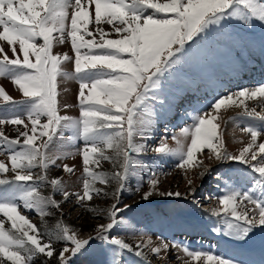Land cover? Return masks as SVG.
<instances>
[{"label": "snow or ice", "instance_id": "snow-or-ice-1", "mask_svg": "<svg viewBox=\"0 0 264 264\" xmlns=\"http://www.w3.org/2000/svg\"><path fill=\"white\" fill-rule=\"evenodd\" d=\"M257 22L264 26V0H0V77L10 79L23 96L13 100L0 86L5 102L23 107L22 112L0 116V156L7 152L11 161L9 168L0 160V175L12 173L0 178V255L11 264H35L41 254L44 264H132L126 259L130 253L151 264L147 260L151 254L161 264H170L175 252L172 259L178 264H241L232 257L190 250L160 238L156 243L150 236L135 245L126 242L119 231L132 227L124 219L132 205L120 197L137 175L141 161L136 156L149 150L146 142L154 130L143 114L146 102L156 98L155 90L180 66L205 57L213 41L230 37V28L239 25L250 31ZM66 44L70 51H54ZM67 81L78 83L77 116L61 115L73 106L58 99L60 85ZM251 100H258L262 110L249 108L246 101ZM210 107L211 111L196 114L178 135L172 134L176 147L169 146L165 135L151 149L161 157L177 158L176 167L183 171L188 189L161 190L159 174L152 171L141 199L194 198L197 189L189 171L202 168L201 179L211 171L198 154L221 165L228 161L246 165L249 172L241 178L252 181L254 190L242 192L226 185L211 210L222 224L215 233L246 244L255 230L264 231V142L258 143L262 132L255 126L242 129L250 142L234 154L217 121L222 108L236 107L264 125V84L240 87L218 97ZM4 125L15 126V138L5 133ZM77 156L82 167L81 177L76 178L80 190L69 192L68 180L50 178L49 171L61 168L70 180L75 166L58 161ZM103 162L111 164V171L102 169ZM56 194L63 201L75 196L80 207L107 222L92 225L86 235L63 222L53 232L41 230L22 214V210L34 211L43 222L52 214L49 209L61 208L63 201L55 199ZM99 197L113 202L107 208L89 206ZM57 242L62 244L58 250Z\"/></svg>", "mask_w": 264, "mask_h": 264}, {"label": "rangeland", "instance_id": "rangeland-1", "mask_svg": "<svg viewBox=\"0 0 264 264\" xmlns=\"http://www.w3.org/2000/svg\"><path fill=\"white\" fill-rule=\"evenodd\" d=\"M234 23L236 22L234 21ZM108 27L109 26L105 25L106 29ZM229 32L231 33L230 37L218 38L211 43L210 50L205 57L180 66V70L171 74V78H169V75L168 78L163 81L162 88L155 90L156 98L146 102L147 106L143 114V119L145 121H152L154 136L159 135V137H162L170 135L167 137V143L170 147H176L175 140L172 139V132L178 135L183 127L190 126L193 123L192 118L196 114L211 111L210 106L215 99L229 92L238 90V88H235V85H233L232 87L234 89H231L227 93L224 94V90H226L224 89L219 92L221 95L216 94V86L223 85L225 79L221 77L223 75L221 72L220 76L213 75V73L216 72L214 70V64L216 66L217 63H220L222 70H228L229 67V65L227 66L225 64L223 58H218L219 56L229 54L230 57L233 58L234 55L233 59H245L251 56L258 57L259 55H261L262 58L264 57V26H261L259 22H257L250 31L237 25L234 28H230ZM54 51H70V45L66 44L64 46H59L54 49ZM208 57H211L212 68L210 64H205V60ZM250 59H252V57ZM255 59L256 58H253V60ZM67 70H71V68ZM228 72H231V70H228ZM240 80V78H237L236 83ZM241 83L247 85L244 87L252 88L261 85L263 82L260 84L256 83L257 85L254 86L246 82ZM231 84L235 83L232 82ZM0 86L5 88L8 94L13 97V100L18 101L23 99L22 93L10 79L0 77ZM77 91L78 83L75 81H67L60 85L61 95L58 99L61 103L67 101L69 104L73 105L68 109L62 110L61 115H78V107H76ZM251 107H256L258 112L262 110L259 106V101L254 102ZM233 108L234 107L227 110L222 108L217 122L221 123L225 144L229 151L238 154L239 148L250 142V135L242 131V129L247 126L257 127L262 132V136L258 140L259 143L264 142V125L242 115V111L235 112ZM13 111L22 112L23 107L11 105L0 97V116L10 115ZM20 127L23 128V126ZM155 127L157 128L155 129ZM165 128L169 129L167 134L165 133ZM3 129L10 138L16 137L17 133L15 132V126L4 125ZM138 140L139 142H143V138H138ZM149 140L150 139L146 142V147L149 149L147 152L139 154L138 156L134 154V156L141 161V164L137 165V175L127 182L126 190L120 197L124 204L132 205V207L127 209L124 213L125 221H130L132 227L130 229H121L119 231L120 236L124 238L126 242L133 245L140 243L142 237L146 239L150 236L156 243H159L158 238H160L170 244L176 243L187 246L190 250L210 251L224 257H232L240 261L241 264H255V261L256 264H262V261H264V245H262V242H264V231H260L259 229L255 230L251 240L246 244L235 243L214 232V229L222 227V224L220 218L211 215V210L217 206L216 198L226 191V185L230 186L231 183H234L235 178L229 181L227 176L230 175H225L224 171H222L223 168H227L226 166L239 165L233 168V172H237L239 178H241V176L248 171L247 166L234 161H228L221 165L214 160H208L203 154H198V157L203 158L204 164L207 165L211 171L209 174L205 175L203 179L198 176V173L203 170L202 168H193L189 171L188 175L194 180L192 186L197 189L194 198L192 196L186 198L154 196L144 201L141 199V196L148 190V174L152 171L159 174L162 185L161 190L180 191L183 193L188 189L186 181L182 178L183 171L181 169L177 167L173 170L162 169L158 163L161 169L156 170L150 165L152 163H157L158 160L163 157L151 150L158 145V142L150 144ZM57 143L59 144V141H57ZM205 152H207V150H205ZM153 154H157L158 158H148L150 161L144 159L152 157ZM154 156L156 157V155ZM175 159L177 160V158ZM0 160L4 161L9 168L11 167V161L8 159L7 152H5L3 156H0ZM60 163H67L69 166H75L76 171L74 176L69 180L70 174L64 173L61 168L52 167L49 171L50 178L62 177L68 180L67 190L69 192L80 190V182L76 178L80 177L82 174L81 158L77 156L75 159L69 158L64 161H58V164ZM102 169L111 171V164L109 162H103ZM11 175L12 173L9 172L0 175V178H4V176L11 177ZM138 186L140 187V191L136 192L135 189ZM244 186V182L241 181L237 183L236 188L241 190ZM49 192L50 189H44V194H48ZM58 195L59 194H56L54 198L63 201V197L59 195L61 198H58ZM112 202L110 197H99L94 198L93 201L88 203L91 207L99 206L101 208H107L110 207ZM122 206L123 205H121V207ZM157 209L163 211L156 214ZM49 211L52 214L45 217L43 222L34 211H27L29 215L23 212L22 214L29 216L33 223L37 224L41 230L53 232L56 229V224L58 222H63L72 228L82 230V233L86 235L91 231V228L88 231L83 229L87 222L92 225L107 222V220L103 218H94V213H90L84 208H81L76 203L75 196H70L68 201H63L60 210L55 211L54 209H49ZM0 218H3L2 214H0ZM8 226L9 225L6 224V228ZM193 232L194 234H192ZM54 247L58 250L62 247V244L57 242L54 244ZM179 254L185 259H190L183 251H180ZM174 255L175 252L170 254V264H178L177 261L172 259ZM251 258L253 260H251ZM126 259L131 261L132 264H145L142 257H135L130 253L126 254ZM45 260L46 258L41 254L40 257L35 258V264H44ZM147 260L150 261L151 264H161V262L151 254L148 255ZM0 262H2V264H11V262L7 261L2 255H0ZM191 264H200V262L192 261Z\"/></svg>", "mask_w": 264, "mask_h": 264}, {"label": "bare ground", "instance_id": "bare-ground-1", "mask_svg": "<svg viewBox=\"0 0 264 264\" xmlns=\"http://www.w3.org/2000/svg\"><path fill=\"white\" fill-rule=\"evenodd\" d=\"M211 55V54H210ZM212 56V55H211ZM213 57V56H212ZM221 57H223L225 60H227V58H228V56L227 55H222ZM211 57H208L206 60H205V64L206 63H208V64H210L211 65V68H212V61H211V59H210ZM255 61V63H252L251 62V60H248L247 61V63L250 65V67H254V69L253 68H247V67H244L243 68V70L241 71V73H243V75L245 74V73H248V77H247V79H242V78H240L241 80L239 81V82H246V83H248V84H250V85H257V84H260V83H262V84H264V65L263 66H261V61H260V59H258V60H254ZM231 63H232V61H230V66L228 67V70H232L231 68ZM214 70L216 71V72H214L215 74L216 73H220L221 72V70L217 67V66H215V64H214ZM228 70H226L227 72H228ZM223 71H225V69L223 70ZM235 71V78L232 80V81H227V82H225V85H223V86H221L220 87V89L222 88V91L224 90V89H226V90H224V94L225 93H227V91L228 90H230V89H232V85L233 84H231L232 82H234V83H236V79L238 78V77H236V74H237V72H236V70H234ZM225 79V78H224ZM222 83V82H221ZM257 83V84H256ZM222 85V84H221ZM224 87V88H223ZM216 89V88H215ZM213 91V90H212ZM258 100H251V101H246V103L248 104V106H249V108H251V105L254 103V102H257ZM233 110L235 111V112H239V111H242V109L241 108H236V107H234L233 108ZM255 264H256V261H255Z\"/></svg>", "mask_w": 264, "mask_h": 264}, {"label": "trees", "instance_id": "trees-1", "mask_svg": "<svg viewBox=\"0 0 264 264\" xmlns=\"http://www.w3.org/2000/svg\"><path fill=\"white\" fill-rule=\"evenodd\" d=\"M84 211V210H83ZM85 212V211H84ZM92 224L87 222V224L83 227L85 231H88L91 228Z\"/></svg>", "mask_w": 264, "mask_h": 264}, {"label": "built area", "instance_id": "built-area-1", "mask_svg": "<svg viewBox=\"0 0 264 264\" xmlns=\"http://www.w3.org/2000/svg\"><path fill=\"white\" fill-rule=\"evenodd\" d=\"M61 198V197H60ZM82 208V207H81ZM54 209V208H53ZM56 211V209H54ZM58 212V211H57Z\"/></svg>", "mask_w": 264, "mask_h": 264}]
</instances>
